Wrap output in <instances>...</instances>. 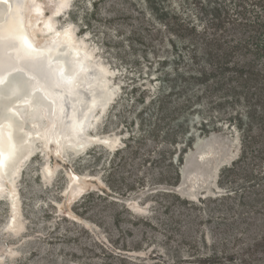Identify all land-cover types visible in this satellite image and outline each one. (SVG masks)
<instances>
[{
  "label": "rangeland",
  "instance_id": "1",
  "mask_svg": "<svg viewBox=\"0 0 264 264\" xmlns=\"http://www.w3.org/2000/svg\"><path fill=\"white\" fill-rule=\"evenodd\" d=\"M36 1L43 9L37 42L65 32L68 61L104 69L112 101L104 108L95 100L84 133L110 140L79 143V151L70 141L63 149L45 138L44 109L32 121L27 105L17 106L31 146L13 184L0 192V264H131L115 253L161 264H264V163L238 161L240 134L229 117L243 111L241 104L212 108L205 101L195 109L204 115L190 120L197 146L175 164L179 183L165 184L163 169L146 161V146L118 149L135 118L137 93L159 85L166 51L128 18L130 0H96L94 9L91 0ZM201 120H209L210 133L201 132ZM77 178L82 190L69 198Z\"/></svg>",
  "mask_w": 264,
  "mask_h": 264
},
{
  "label": "trees",
  "instance_id": "2",
  "mask_svg": "<svg viewBox=\"0 0 264 264\" xmlns=\"http://www.w3.org/2000/svg\"><path fill=\"white\" fill-rule=\"evenodd\" d=\"M89 2L94 9L97 1ZM130 2L134 7L128 18L145 26L154 48L167 54L158 61L159 85L138 93L133 87L138 94L135 118L118 150L146 146V161L163 169L161 180L177 185L181 176L175 164L184 162L197 140L190 120L204 116L195 109L206 102L212 108L239 103L243 111L229 117L240 134L238 161L264 163V0ZM208 121H200L204 134L211 131ZM112 256L131 264H161Z\"/></svg>",
  "mask_w": 264,
  "mask_h": 264
},
{
  "label": "bare ground",
  "instance_id": "3",
  "mask_svg": "<svg viewBox=\"0 0 264 264\" xmlns=\"http://www.w3.org/2000/svg\"><path fill=\"white\" fill-rule=\"evenodd\" d=\"M42 10L36 0H0V192L7 180L13 184L14 174L31 146L17 106L27 105L28 120L32 121L44 109L47 142L54 141L67 149L71 141L79 151V143L94 142L100 137L83 132L95 100L105 104L113 92L106 84L102 67L86 68L80 61L67 60L72 52H62L61 46H70L65 32L37 42L33 30ZM29 13L36 16L35 21L28 20ZM79 181L75 179L69 187V198L82 190Z\"/></svg>",
  "mask_w": 264,
  "mask_h": 264
},
{
  "label": "water",
  "instance_id": "4",
  "mask_svg": "<svg viewBox=\"0 0 264 264\" xmlns=\"http://www.w3.org/2000/svg\"><path fill=\"white\" fill-rule=\"evenodd\" d=\"M34 28L36 29L37 28V25L36 26H34ZM24 65H26L27 67H28V64L27 63H24ZM2 69V68H1ZM0 69V70H1ZM37 70H39V69H37ZM115 96H116V94H115ZM112 101V99L109 101V102H111ZM109 102L108 103H106L104 106H102V107H104V108H106L107 106H108V104H109ZM95 110V108H93L90 112H89V116H88V120H89V118L91 117V114H92V112ZM102 117H103V112H102V114L99 116V118H97L95 121L96 122H94V125L92 124V126H95L96 124H98V122L102 119ZM88 120L86 121V124L84 125V127H83V132L87 129V128H89V123H88ZM96 127V126H95ZM83 132H81V133H83ZM99 136V135H98ZM96 141H99V142H104L105 144H107L109 141H107V140H105V139H102V138H100V137H98L97 138V140ZM198 141H201L200 140V138H198ZM194 146H197L196 145V143L194 144ZM65 151V150H64ZM27 158V157H26ZM26 161V160H25ZM24 161V162H25ZM186 162H188V157H187V159H186ZM23 166V165H22ZM8 167V164H6V165H4V167H3V173H4V175H5V173H7V170H6V168ZM11 185H12V183H11V181L10 180H7ZM69 190V189H68ZM18 201V206H19V200H17Z\"/></svg>",
  "mask_w": 264,
  "mask_h": 264
}]
</instances>
